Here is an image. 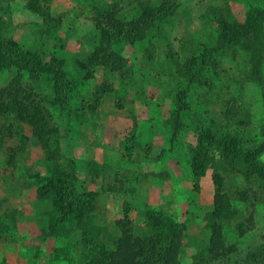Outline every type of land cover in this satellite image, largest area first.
Instances as JSON below:
<instances>
[{
    "label": "rangeland",
    "instance_id": "374dc122",
    "mask_svg": "<svg viewBox=\"0 0 264 264\" xmlns=\"http://www.w3.org/2000/svg\"><path fill=\"white\" fill-rule=\"evenodd\" d=\"M148 8L168 15L124 40ZM255 11L257 67L223 40ZM0 39L71 85L57 104L51 73L0 68L1 106L43 110L0 106V264H264V0H0Z\"/></svg>",
    "mask_w": 264,
    "mask_h": 264
},
{
    "label": "trees",
    "instance_id": "16d2710c",
    "mask_svg": "<svg viewBox=\"0 0 264 264\" xmlns=\"http://www.w3.org/2000/svg\"><path fill=\"white\" fill-rule=\"evenodd\" d=\"M156 12V9L154 8H148L146 9L145 13L140 17L141 22H143L140 27L133 26L129 27L125 32L121 30L122 26L118 24L115 25L114 28L116 29L117 34L118 33H124V40L131 43L136 39L142 38L144 33L147 31V29L150 28V25L152 22L159 17H164L168 15L167 11H158ZM251 18L248 19L247 23L240 26H231L228 25V32L225 33L223 36V40L226 41H237L240 39V37H243L247 40L250 48V58L252 65L254 67H257L258 64V58L260 56V50H261V15L259 11H255ZM109 16V15H108ZM107 16V17H108ZM147 21V23H146ZM104 33V32H103ZM114 35V34H112ZM111 35H106L105 38H108V41L110 40ZM115 62L116 60L113 59ZM203 59L196 61L198 65L202 66ZM198 65L194 64L191 67L187 69L188 74L191 78L195 77L198 74ZM14 66L17 69L25 70L29 73L30 76L33 78H37L39 75L43 73H51V78L53 80V101L57 104H64L66 102V94L70 90V83L65 77V70L61 65L60 59L52 58L50 60L44 61L38 54L35 52H31L28 50L21 49L16 43L8 40H1L0 39V68ZM197 66V67H196ZM199 66V67H200ZM15 91H18L14 93ZM13 91V95L10 93L8 95V100H11V104L7 107L1 106L2 103H0L1 111H9V112H15L17 115L22 114L21 108L24 109V113H27L32 119L35 118V115H31L32 111H38L40 112L42 110V107L38 105V101L35 102H27L23 101L22 98H26L22 95V91L20 88L18 90ZM185 90H179L176 93V99L178 104V110L185 109ZM7 99V98H6ZM52 101V102H53ZM2 102V101H1ZM43 111V110H42ZM31 112V113H30ZM28 115H24V117H28ZM70 192L69 194L74 193V186L73 181H68ZM56 184L61 188L62 190L65 188L66 183L63 181H56ZM64 198L66 196L60 195V193H56V197L54 199V205H55V212L57 214H61V216L64 215L66 212L70 211L72 208H75L76 205L73 202V199L68 198L67 201H64ZM261 255H264V253L259 251H253L252 253L246 255L244 257V260H250V262L254 263H260L262 259ZM260 256V257H259ZM263 264V263H261Z\"/></svg>",
    "mask_w": 264,
    "mask_h": 264
}]
</instances>
